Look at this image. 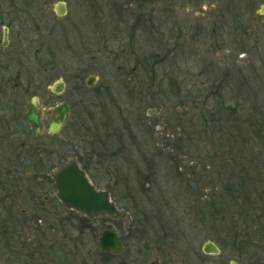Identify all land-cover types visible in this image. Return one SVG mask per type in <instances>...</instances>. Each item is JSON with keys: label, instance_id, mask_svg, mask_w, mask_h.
Instances as JSON below:
<instances>
[{"label": "rangeland", "instance_id": "1", "mask_svg": "<svg viewBox=\"0 0 264 264\" xmlns=\"http://www.w3.org/2000/svg\"><path fill=\"white\" fill-rule=\"evenodd\" d=\"M67 1L65 20L57 23L48 17L42 24L41 62L35 59L39 40L35 42L34 23L24 24L22 80L29 92L20 91L17 114L28 136L18 139L44 145L36 151V166L32 160L0 167V182L8 176L10 194L21 202L15 215L27 207L22 199L27 194L16 192L34 185L26 171L49 177L54 171L49 158L52 141L47 136L33 137L23 119L24 105L65 76L68 93L63 99L73 89L69 99L74 145L94 153L93 161L86 164L98 185L105 184L101 174L118 173L117 160L133 159L132 175L125 162L121 166L129 174L119 180L121 189L144 190L146 206L174 203L185 212L186 233L192 236L195 213L188 209L187 200L169 194L168 190L175 191L171 183L175 179L169 156H162L166 152L179 157L182 150L184 165L197 159L202 168L198 181L206 222H211L212 207L264 209V141L259 138L256 113L264 110V15L257 16L264 0H150L144 6V0H139L136 9L134 0ZM50 62L55 66L44 72ZM90 75L99 81L88 89L85 83ZM84 121L89 129L85 136L75 130ZM4 122L0 119V128ZM220 157L228 162H216ZM215 167L220 177L214 184L211 168ZM222 180L229 184L231 195H225ZM149 182L147 192L144 187ZM207 235L203 229V242Z\"/></svg>", "mask_w": 264, "mask_h": 264}, {"label": "flooded vegetation", "instance_id": "2", "mask_svg": "<svg viewBox=\"0 0 264 264\" xmlns=\"http://www.w3.org/2000/svg\"><path fill=\"white\" fill-rule=\"evenodd\" d=\"M145 1L150 0H144L141 5L144 6ZM138 2L139 0H134L132 7L136 9L140 6L136 4ZM69 6L67 0H58L56 3H51L50 0H0V119H5V127L0 128V167L22 166L32 160L36 166V151L44 145L38 141L30 144L18 139V136H28L20 122L21 116L17 114L21 108L20 91L29 92L22 80L25 64L24 24L31 20L34 23L35 42L39 40V45L34 50L35 59L37 63L41 62L40 56L44 52L39 39L42 24L48 17L54 18L57 23L65 20L69 15ZM172 6H175L173 1ZM53 31L48 32L50 36H53ZM46 66L44 72L55 64L50 62ZM68 71L69 68L66 69ZM65 78L55 81L45 90H39L37 95L30 98H37L36 111L42 121L40 134L35 133L25 119L31 101L28 100L29 103L24 105L26 112L23 119L30 127L33 137L38 139L47 136L52 141L49 158L54 171L50 177L26 171L27 180L34 185H27L24 191L16 192L27 194L22 197L26 199L27 207H22L19 215L15 214L21 202L10 194L9 177L5 175L6 180L0 182V264H264V209L252 208L251 211L233 206L212 207L209 208L211 222H206L201 216L203 196L198 181L202 168L197 159L184 165L185 160L180 159L182 150L179 157L166 152H162V156H169L168 161L172 163L171 175L175 179L171 181L175 191L168 190L169 194L187 200L188 209L195 213L192 236L186 233L183 217L185 212L178 211L173 206L174 203L170 206L167 201L164 206L162 201H157V205L152 202L153 206H146L142 200L144 190L136 192L132 189L125 192L121 189L120 182L134 173L133 159L117 160L119 171L116 175L119 179L113 173L101 174L100 179L105 184L98 185L86 164V161H93L94 153L90 154L82 145H74L73 101L69 99L73 95V89L68 94L69 98L63 99L68 93V78ZM98 81L97 77L90 75L85 85L91 89ZM61 108H66L65 123L59 131L51 133V127L58 124ZM263 111L256 113L260 121L257 131L259 138L264 141V137H261L264 129ZM10 115H13L12 119ZM15 121L18 126L13 128ZM47 122L49 127L45 130ZM75 130L85 136L89 131L88 122L84 121ZM249 134L253 140L252 132ZM71 162L77 163L86 173L95 190L109 194V200L118 212L116 215L106 214L92 218L71 210L60 201L55 185L57 173ZM124 162L129 168L126 170L129 171L128 175L121 169L122 165L125 166ZM216 162L225 163L228 160L223 161L220 157ZM38 163L41 164L39 161ZM219 173L217 167L211 168V181L214 184L220 177ZM153 179L152 176V182ZM221 182L224 184L225 195H231L229 184H225L227 181ZM171 183L168 181L169 185ZM151 186L152 183L149 182L144 188L149 192ZM48 189L49 193H45ZM203 229L208 231V238L204 242L201 238ZM101 241L111 249H103ZM212 247V251L207 253V248L211 250Z\"/></svg>", "mask_w": 264, "mask_h": 264}, {"label": "water", "instance_id": "3", "mask_svg": "<svg viewBox=\"0 0 264 264\" xmlns=\"http://www.w3.org/2000/svg\"><path fill=\"white\" fill-rule=\"evenodd\" d=\"M257 16L264 15V5L259 6ZM37 98L33 97L25 114V119L28 121L37 134L42 131L41 116L37 113ZM58 124H54L50 132L55 133L63 126L66 120V108H61L58 117ZM56 188L60 201L68 208L76 210L88 217H96L100 215H116L115 205L111 202L109 194L103 191H97L90 182L86 173L79 168L77 163L71 162L63 169L59 170L56 178ZM103 249H111L107 244H103ZM214 247L207 253L212 251ZM217 251V250H216Z\"/></svg>", "mask_w": 264, "mask_h": 264}]
</instances>
